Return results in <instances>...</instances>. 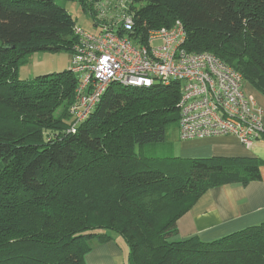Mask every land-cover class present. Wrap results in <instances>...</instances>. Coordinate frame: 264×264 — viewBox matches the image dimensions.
<instances>
[{
  "label": "trees",
  "instance_id": "1",
  "mask_svg": "<svg viewBox=\"0 0 264 264\" xmlns=\"http://www.w3.org/2000/svg\"><path fill=\"white\" fill-rule=\"evenodd\" d=\"M127 11L142 42L181 22L187 52L213 55L264 96V0H129ZM76 27L57 0H0V264H86L109 232L129 264H264V224L212 242L179 238L178 221L208 191L262 179L256 160L147 151L179 123L180 84H114L70 133L71 70L19 78L36 53L72 55Z\"/></svg>",
  "mask_w": 264,
  "mask_h": 264
},
{
  "label": "built area",
  "instance_id": "2",
  "mask_svg": "<svg viewBox=\"0 0 264 264\" xmlns=\"http://www.w3.org/2000/svg\"><path fill=\"white\" fill-rule=\"evenodd\" d=\"M89 1L96 16L95 32L74 29L71 72L78 86L70 133L88 119L114 84L150 89L178 83L182 141L232 136L251 148L260 140L263 110L246 94L242 76L211 54L187 52L181 22L149 31L142 42L134 16L127 11L129 0Z\"/></svg>",
  "mask_w": 264,
  "mask_h": 264
},
{
  "label": "crops",
  "instance_id": "3",
  "mask_svg": "<svg viewBox=\"0 0 264 264\" xmlns=\"http://www.w3.org/2000/svg\"><path fill=\"white\" fill-rule=\"evenodd\" d=\"M245 92L263 110L264 126V96L251 85L245 86ZM177 153L182 158H217L225 163L230 160H256L262 177L260 181L251 182L247 186L225 185L208 191L178 221L180 239L199 237L204 242H212L264 224V134L251 148L244 146L235 137L224 136L185 141ZM101 255L105 261L106 255ZM89 257V264H98L97 258L92 255L86 257V261Z\"/></svg>",
  "mask_w": 264,
  "mask_h": 264
},
{
  "label": "rangeland",
  "instance_id": "4",
  "mask_svg": "<svg viewBox=\"0 0 264 264\" xmlns=\"http://www.w3.org/2000/svg\"><path fill=\"white\" fill-rule=\"evenodd\" d=\"M57 3L68 11L75 20L76 26L87 32H95L93 21L88 16L80 0H57ZM71 66L72 55L67 51L36 53L28 63L20 66L18 75L23 81H32L39 76L69 71ZM183 143L179 136V125L173 124L167 129L166 141L161 144L148 146L147 151L161 158H182L177 151L180 150ZM109 235L113 237L112 242L100 244L93 241L90 244L92 251L89 255L97 258L98 264H129V248L124 239L116 232H109ZM102 253L107 257L105 259L106 262L102 258ZM89 261L91 262L90 257L87 259L86 264H89Z\"/></svg>",
  "mask_w": 264,
  "mask_h": 264
},
{
  "label": "bare ground",
  "instance_id": "5",
  "mask_svg": "<svg viewBox=\"0 0 264 264\" xmlns=\"http://www.w3.org/2000/svg\"><path fill=\"white\" fill-rule=\"evenodd\" d=\"M116 85V84H115ZM145 89V88H144ZM146 90H148V89H146Z\"/></svg>",
  "mask_w": 264,
  "mask_h": 264
}]
</instances>
